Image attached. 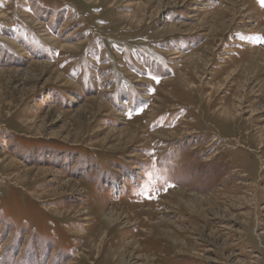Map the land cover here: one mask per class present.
Wrapping results in <instances>:
<instances>
[{"label":"rangeland","instance_id":"374dc122","mask_svg":"<svg viewBox=\"0 0 264 264\" xmlns=\"http://www.w3.org/2000/svg\"><path fill=\"white\" fill-rule=\"evenodd\" d=\"M0 264H264L261 0H0Z\"/></svg>","mask_w":264,"mask_h":264},{"label":"snow or ice","instance_id":"6c2138e0","mask_svg":"<svg viewBox=\"0 0 264 264\" xmlns=\"http://www.w3.org/2000/svg\"><path fill=\"white\" fill-rule=\"evenodd\" d=\"M261 3L264 4V0H261Z\"/></svg>","mask_w":264,"mask_h":264}]
</instances>
